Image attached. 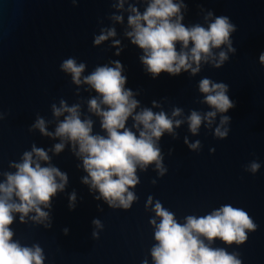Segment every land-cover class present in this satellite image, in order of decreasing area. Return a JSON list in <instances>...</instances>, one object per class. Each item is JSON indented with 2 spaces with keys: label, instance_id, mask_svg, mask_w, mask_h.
<instances>
[{
  "label": "water",
  "instance_id": "95a60500",
  "mask_svg": "<svg viewBox=\"0 0 264 264\" xmlns=\"http://www.w3.org/2000/svg\"><path fill=\"white\" fill-rule=\"evenodd\" d=\"M150 2L0 0V183L17 172L15 165L23 163L25 153H32L41 167H55L67 177L48 206L39 205L46 218L33 210L22 221L21 213H12V242L38 246L43 264H155L152 249L159 243L155 231L161 219L154 210L157 203L182 225L188 216L200 218L230 205L244 210L256 225L245 229L247 239L239 244L200 239L235 254L241 264H264V0H173L181 6L178 16L186 28L207 29L224 16L234 30L211 55L202 54L199 65L190 60L187 70L155 78L142 62L144 50L128 35L133 31L128 23L135 14L132 9L142 15ZM113 30L114 35H107ZM100 35L107 39L97 44ZM192 46L190 42L183 50L190 53ZM182 48L177 42V52ZM221 52L227 56L222 63ZM70 58L84 64L79 83L62 68ZM117 62L126 77L125 90L138 102L125 127L139 137L143 125L133 127V117L144 109L173 120V130L155 140L163 172L155 162L137 166L138 183L128 189L135 199L127 209L118 201L110 206L91 186L78 143L55 134L69 113L57 116L53 109L61 108L62 101L69 108L76 106L79 118L92 122L91 135L107 138L103 118L89 102L96 99L102 110L108 106L85 78L98 67L115 68ZM205 78L227 85L226 95L234 105L227 112L206 103L208 94L199 87ZM176 109L180 114L173 116ZM193 111L202 117L195 133L189 123ZM208 112L216 113L211 122ZM223 117L228 120L223 122ZM41 119L49 135L36 126ZM175 121H180L178 127ZM217 128L227 135L218 136ZM57 144H63L59 152ZM34 148L43 150L48 160L39 159ZM253 163L259 165L255 172ZM56 182L63 183L59 177ZM12 200L19 203L15 196Z\"/></svg>",
  "mask_w": 264,
  "mask_h": 264
},
{
  "label": "clouds",
  "instance_id": "9594fccd",
  "mask_svg": "<svg viewBox=\"0 0 264 264\" xmlns=\"http://www.w3.org/2000/svg\"><path fill=\"white\" fill-rule=\"evenodd\" d=\"M180 7L174 4L173 0H151L142 15L137 9H132L135 14L129 17L128 23L133 31L128 35L133 37V44L144 50L145 55L141 59L153 78L162 72L179 74L181 69L187 70L191 67L190 60L199 65L202 54L204 58L211 55V49L228 42L229 34L234 30V26L224 16L217 17L207 29L199 25L186 28L180 23L182 19L178 16ZM174 17L176 19H173ZM114 34L113 30L107 35ZM105 39L106 35H100L95 43L99 44ZM177 42L183 45L180 52L176 50ZM190 42L193 46L189 53L183 49H187ZM226 59V54L221 52L220 63ZM260 60L264 63V53L261 54ZM219 66L220 64H217V67ZM62 68L72 74L74 82H80L84 64L77 65L76 61L70 58L63 62ZM196 71L198 67L193 69V72ZM85 82L101 94L103 97L101 103L108 106L107 110H102L96 99L89 102L90 109L102 116V128L106 130L107 138L91 135L92 122L82 121L77 107L69 108L63 101L61 108L53 106L54 112L59 116L62 111H66L69 115L59 124L55 134L78 143V155H83V166L91 177V186L98 189L110 206H116L118 201L119 206L130 208L135 196L128 189L138 183L137 166L144 168L155 162L157 168L163 172L160 149L156 146L155 140L159 139L164 131L173 130V120L163 112L153 113L149 109H144L133 117L136 122L133 127L139 128L143 125L139 137L125 127L138 102L131 98L132 92L124 88L126 77L121 74L119 62L115 68L98 67L85 78ZM199 87L201 92L208 94L206 103L217 111L227 112L234 106L226 95L227 85L214 84L205 78ZM179 114V109L173 111V116ZM215 114V112L206 114L209 122ZM227 120L228 117H223V122ZM201 121V115L193 111L189 117L193 133L197 131ZM179 124L180 121H175L177 127ZM36 126L45 135H49L42 119L37 121ZM216 134L224 137L227 131L222 132L217 128ZM197 146L198 142L191 145L192 148ZM62 148L63 144L56 145L57 152ZM33 152L39 159L48 160L43 150L34 148ZM15 167L17 172L7 174L6 183H0V264H43L44 257L38 246L32 249L12 242L13 232L9 228L14 220L12 213H21L22 221L23 217L33 210L38 217L46 218L47 213L41 211L39 205L48 206L50 198L57 190L63 189L67 177L55 167H41L33 160L32 153H25L23 163ZM258 168L257 163L251 165L253 172ZM56 177L63 183L58 184ZM84 183H89L87 178L84 179ZM13 196L19 199V203L13 202ZM154 210L161 218L158 225L155 220L151 221L156 225L155 239L159 242L152 249L155 264H241L235 254H228L224 249H213L200 237L203 236L209 241L219 238L227 244L233 242L239 244L247 239L245 229L254 230L256 227L244 210L230 205L200 218L188 216L183 225L178 223L174 215L165 210L160 203L155 205Z\"/></svg>",
  "mask_w": 264,
  "mask_h": 264
}]
</instances>
